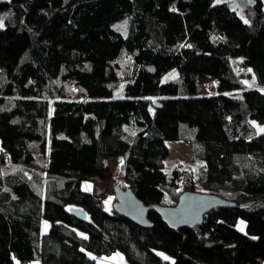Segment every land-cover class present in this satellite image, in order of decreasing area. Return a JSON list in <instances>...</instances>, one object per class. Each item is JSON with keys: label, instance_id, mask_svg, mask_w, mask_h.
I'll return each mask as SVG.
<instances>
[{"label": "trees", "instance_id": "obj_1", "mask_svg": "<svg viewBox=\"0 0 264 264\" xmlns=\"http://www.w3.org/2000/svg\"><path fill=\"white\" fill-rule=\"evenodd\" d=\"M245 12L215 0H0V264H97L87 251L117 250L130 264H264V131L252 123L264 125V90L246 82L264 86V0ZM203 79L214 92L200 94ZM182 138L197 172L164 168L166 141ZM196 174L230 204L173 228L155 205L200 191ZM97 181L130 187L150 225L105 210L86 186Z\"/></svg>", "mask_w": 264, "mask_h": 264}, {"label": "rangeland", "instance_id": "obj_2", "mask_svg": "<svg viewBox=\"0 0 264 264\" xmlns=\"http://www.w3.org/2000/svg\"><path fill=\"white\" fill-rule=\"evenodd\" d=\"M248 1L252 2L253 0H215V3L219 2H228L230 6L235 9L238 14L244 19L248 20V17L245 12V5L248 3ZM175 75H177V70L176 68L170 69L167 71L165 74L162 76V81L169 80L173 78ZM167 78V79H166ZM205 85H203V91H200V94H210L214 91H208L207 84L209 83V79H203L202 80ZM246 82L248 85H255V87H260L262 90H264V86H259L257 85V80L254 76H250L246 78ZM207 83V84H206ZM237 95H241L242 92L236 93ZM114 97H122L124 96L123 92V84L121 83L117 88H115L114 91ZM5 108V104L0 102V110ZM254 126L256 127L257 132H262L261 129H264V125L257 123L256 121L252 122ZM116 137H110V144L116 146ZM168 147H169V154L168 156L164 159V168L167 172L172 171L175 167H181V168H191L195 172L198 171L199 166L203 163V160L201 159H193L191 155V141L190 140H184L182 139H168L166 141ZM2 146L0 142V156L2 153ZM117 163H119V158L118 157H111L109 158V165H110V170L113 172L114 169L116 168ZM110 171V173H111ZM195 186L198 190L200 191H206L205 187L202 186V181L198 177V175H195ZM116 182V181H115ZM114 181L107 183L104 182H99L97 181L95 183H89L86 184L89 189L95 191L96 186L97 189H99L102 193V199L100 198L96 200L98 204H100L105 210L112 212L115 211L114 207V188L116 185L120 184H115ZM121 186V185H120ZM50 223L45 220L43 222L42 229L43 231H47L49 228ZM237 227L241 231H246V221L243 218H239L237 222ZM79 234H83L82 236L85 235L84 232L79 230ZM88 254L95 259L97 264H130L125 256V254L121 250H117L113 252L112 254H98L94 253L92 251H87ZM30 264H40L39 260L37 258L33 259L30 261Z\"/></svg>", "mask_w": 264, "mask_h": 264}, {"label": "water", "instance_id": "obj_3", "mask_svg": "<svg viewBox=\"0 0 264 264\" xmlns=\"http://www.w3.org/2000/svg\"><path fill=\"white\" fill-rule=\"evenodd\" d=\"M156 105L159 104L156 102ZM114 194L116 196L115 210L119 214L137 224L150 225L148 211L151 206L144 204L130 187L115 186ZM229 204L230 202L218 194L194 190L183 192L174 205L156 204L155 208L168 225L177 228L180 226H197L202 223L208 211ZM71 212L83 218L86 216V212L80 208H72Z\"/></svg>", "mask_w": 264, "mask_h": 264}, {"label": "snow or ice", "instance_id": "obj_4", "mask_svg": "<svg viewBox=\"0 0 264 264\" xmlns=\"http://www.w3.org/2000/svg\"><path fill=\"white\" fill-rule=\"evenodd\" d=\"M246 23H247V21H245ZM250 71V70H249ZM167 79V78H166ZM261 131H264V129H261ZM81 235H83V234H81Z\"/></svg>", "mask_w": 264, "mask_h": 264}]
</instances>
